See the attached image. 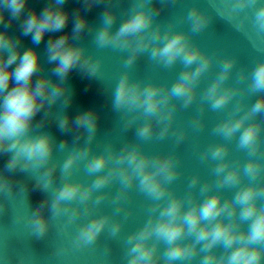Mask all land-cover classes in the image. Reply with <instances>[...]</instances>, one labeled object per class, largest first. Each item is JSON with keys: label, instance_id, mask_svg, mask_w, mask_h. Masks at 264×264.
Wrapping results in <instances>:
<instances>
[{"label": "clouds", "instance_id": "obj_1", "mask_svg": "<svg viewBox=\"0 0 264 264\" xmlns=\"http://www.w3.org/2000/svg\"><path fill=\"white\" fill-rule=\"evenodd\" d=\"M102 2L104 0H83L89 10ZM174 2L160 0L162 5ZM65 3L66 0H51L42 11L33 9L25 14L28 0H0V26L3 27L0 31V154H10L4 169L9 173L19 170L32 175L39 171V176L34 175L36 187L46 192L54 185L57 168L62 181L55 187V192L31 212L34 235L43 237L58 216L66 215L67 224H72L79 216L89 215L91 209L100 205L108 195L101 192L93 199L94 194L118 181L120 188L113 203L123 201L133 185L153 201L147 221L125 240L126 264H192L197 259L198 264H264V183L259 182L264 177V121L257 119L264 115V95L250 106L246 104L245 96L264 94V60L258 62L250 73L242 69L236 83L228 85L236 58H224L220 72L201 96L202 114L205 104L218 111L240 94L228 117L212 129L226 142L210 144L201 155L202 161H217L212 168L215 180L200 185L201 177L195 175L188 183V191L177 195L170 187L180 175L179 160L174 152L150 155L142 150L140 143L134 142L125 143L119 151L109 143L102 152L93 154L92 142L99 120L93 109L80 112L74 119L63 111L54 115L60 131H70L74 126L87 133L84 145L73 147L61 163L53 160V152L57 147L65 149L67 142L62 141L57 146L50 132L38 129L43 128L52 115L53 105L61 97L62 108L71 103L72 92L66 81L73 69L79 67L90 77H96L101 69V59L89 53L84 45L76 43L88 28L87 19L77 12L71 34L65 33L47 41V59L55 64L51 71L58 78L56 81L42 73L37 49L29 47L21 51L20 39L10 35L8 29L13 21L24 16L20 24L21 35L31 36L33 45H39L47 33L60 32L66 27L70 14L63 7ZM108 3L110 7L101 14V27L95 30L93 37L97 48L130 50L124 60L125 68L134 65L143 53H148L149 60L164 67L170 68L178 61L184 66L171 86L145 83L133 79L131 72L125 71L112 93L113 110L128 117L126 130L140 117L146 118L136 128L138 141L151 140L154 135L163 139L174 122L177 105L173 101L182 100L183 108L193 104L198 95V84L212 65L213 57L193 45L189 32L176 31L175 22H169L166 28L163 24H155L161 9H154L152 0H133L128 15L115 31L113 25L118 14L113 10V0ZM247 7L255 8L254 28L258 34L264 33V3L261 0H234L229 11L235 15ZM5 13H10L7 22ZM210 19L196 6L186 16L191 33L205 29ZM243 24L244 20H241L235 27L240 30ZM88 31L93 30L88 28ZM249 78L246 88L239 87ZM45 108L44 117L34 123L37 114ZM192 123L196 129H202V115ZM156 126H162L158 134ZM177 133L178 145L186 132L177 130ZM234 138L237 149L246 151L249 156L246 163L227 159ZM79 139L78 135L76 140ZM81 161H86L87 175L95 176L91 183L72 179ZM245 178L248 183L243 182ZM197 185H200L202 200L197 198ZM13 187L12 181L0 172V196L8 199L13 195ZM213 187L217 191L212 192ZM225 188H235L236 191L225 199L222 191ZM19 191L25 192L26 187L21 186ZM73 202H77L75 206ZM46 207L51 216L44 215ZM123 208L124 205L119 203L112 215L119 214ZM3 210L4 204L0 203V212ZM112 215L95 216L83 223L76 233L74 246L95 245ZM123 222H112L110 237L118 236ZM161 245H164L162 251ZM220 248L223 250L217 251ZM19 264L23 261L19 260ZM101 264H109V261L104 259Z\"/></svg>", "mask_w": 264, "mask_h": 264}]
</instances>
